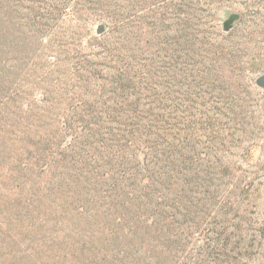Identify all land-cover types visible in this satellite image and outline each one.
<instances>
[{"label": "rangeland", "instance_id": "374dc122", "mask_svg": "<svg viewBox=\"0 0 264 264\" xmlns=\"http://www.w3.org/2000/svg\"><path fill=\"white\" fill-rule=\"evenodd\" d=\"M0 192L16 256L264 264V0H0Z\"/></svg>", "mask_w": 264, "mask_h": 264}, {"label": "trees", "instance_id": "16d2710c", "mask_svg": "<svg viewBox=\"0 0 264 264\" xmlns=\"http://www.w3.org/2000/svg\"><path fill=\"white\" fill-rule=\"evenodd\" d=\"M54 167V166H53ZM65 177V174H61ZM49 175L47 178H50ZM64 180H58L56 175L52 176L51 181L45 182L44 192L50 193L47 195L51 202L54 203V209L58 211V207H63L62 202L66 200L63 196ZM59 186H57V184ZM56 186V190L53 191V187ZM41 195H44L43 193ZM15 199L6 196L0 192V248L5 249L6 254L0 255V264H105L104 260H90L86 254V249L80 245H71L67 247L65 243H59L52 239L48 242H40L37 240V236L40 233L39 229L47 227L52 218H66L67 223H71L69 216L61 217V212L65 210L66 214L68 211L62 209L59 213H43L42 217L37 219V222L32 223L27 233L35 240L34 244L37 249L41 252L37 254L25 255L20 254L19 256L14 255L12 252L16 251L15 237L12 236L15 232H25L23 228H15L22 226L26 222V216L22 213L23 207H26V211H37L32 208L31 201L25 199L24 203L15 202ZM26 202V203H25ZM39 212V211H37ZM31 214V213H28ZM18 218V219H17ZM22 232L20 234H22ZM51 239V238H50ZM36 251V250H35Z\"/></svg>", "mask_w": 264, "mask_h": 264}]
</instances>
